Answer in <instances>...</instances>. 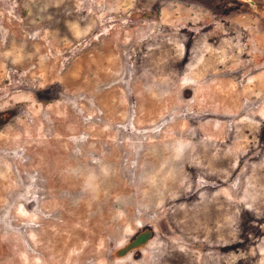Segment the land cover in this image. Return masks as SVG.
I'll list each match as a JSON object with an SVG mask.
<instances>
[{"label": "rangeland", "instance_id": "374dc122", "mask_svg": "<svg viewBox=\"0 0 264 264\" xmlns=\"http://www.w3.org/2000/svg\"><path fill=\"white\" fill-rule=\"evenodd\" d=\"M0 264H264V0H0Z\"/></svg>", "mask_w": 264, "mask_h": 264}, {"label": "bare ground", "instance_id": "6f19581e", "mask_svg": "<svg viewBox=\"0 0 264 264\" xmlns=\"http://www.w3.org/2000/svg\"><path fill=\"white\" fill-rule=\"evenodd\" d=\"M180 161V160H179ZM175 169V168H174Z\"/></svg>", "mask_w": 264, "mask_h": 264}]
</instances>
